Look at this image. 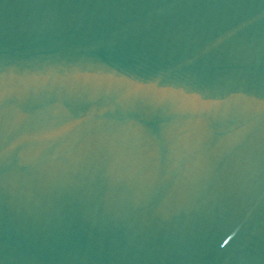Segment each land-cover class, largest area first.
<instances>
[{
  "label": "water",
  "instance_id": "1",
  "mask_svg": "<svg viewBox=\"0 0 264 264\" xmlns=\"http://www.w3.org/2000/svg\"><path fill=\"white\" fill-rule=\"evenodd\" d=\"M0 264H264V0H0Z\"/></svg>",
  "mask_w": 264,
  "mask_h": 264
}]
</instances>
